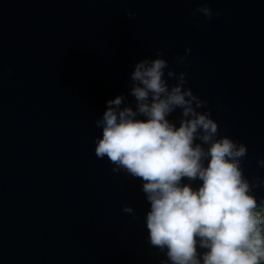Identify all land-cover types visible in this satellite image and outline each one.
I'll return each instance as SVG.
<instances>
[{"label": "water", "instance_id": "water-1", "mask_svg": "<svg viewBox=\"0 0 264 264\" xmlns=\"http://www.w3.org/2000/svg\"><path fill=\"white\" fill-rule=\"evenodd\" d=\"M205 2L211 19L193 15ZM157 49L187 72L219 134L247 146L249 182L264 180V0H0V264L166 259L146 239L140 180L94 144L106 102L134 103L132 66Z\"/></svg>", "mask_w": 264, "mask_h": 264}, {"label": "clouds", "instance_id": "clouds-1", "mask_svg": "<svg viewBox=\"0 0 264 264\" xmlns=\"http://www.w3.org/2000/svg\"><path fill=\"white\" fill-rule=\"evenodd\" d=\"M197 14L214 15L207 2L195 7ZM190 52L175 65L187 67ZM164 54L157 49L155 58L132 66L127 87L134 103L123 94L106 102L95 120L102 129L95 154L107 157L113 172L140 180L150 205L146 239L153 255L166 256L160 264H264V198L253 191L264 180L245 177L247 146L219 134L208 101L186 87L187 72L177 73ZM177 110L179 117L169 119ZM122 211L134 214L127 204Z\"/></svg>", "mask_w": 264, "mask_h": 264}]
</instances>
